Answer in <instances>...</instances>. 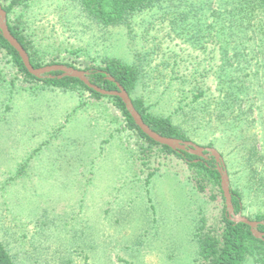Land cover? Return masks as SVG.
Here are the masks:
<instances>
[{
	"label": "rangeland",
	"instance_id": "1",
	"mask_svg": "<svg viewBox=\"0 0 264 264\" xmlns=\"http://www.w3.org/2000/svg\"><path fill=\"white\" fill-rule=\"evenodd\" d=\"M220 2L163 0L106 24L82 0H22L7 21L40 67H134L131 97L187 141L216 148L255 220L264 213V13L221 41ZM225 207L221 183L129 128L113 98L30 78L0 47V242L16 264H208L199 227L220 237Z\"/></svg>",
	"mask_w": 264,
	"mask_h": 264
},
{
	"label": "trees",
	"instance_id": "2",
	"mask_svg": "<svg viewBox=\"0 0 264 264\" xmlns=\"http://www.w3.org/2000/svg\"><path fill=\"white\" fill-rule=\"evenodd\" d=\"M22 0H11L9 5H2L8 14L12 8ZM87 10L96 18L106 24H116L123 20L124 16L130 12L143 10L153 6L154 4L163 0H82ZM183 3V0H179V3L174 4L175 8H178ZM231 3V4H230ZM229 8V9H228ZM201 9V6H200ZM256 11L264 13V0H221L219 8L212 14L214 16V22L219 29V39L223 41L224 36L230 31L229 35L234 36L246 29V19L254 16ZM175 12L176 9H175ZM184 17L189 18L190 13L186 12L181 15L182 20ZM180 15H175L174 21L180 20ZM8 26L12 34L18 39V41L28 51L32 64L35 67L40 65L35 64L31 58L29 47L26 43L24 36L9 22ZM238 29V31L236 30ZM262 38V46L264 47V25L259 28ZM201 31V29H199ZM238 35V34H237ZM200 40V39H199ZM0 47H2L14 61L18 70L24 73L26 76L34 79H40L31 74L25 67V64L19 54V52L9 43V41L3 36L0 29ZM227 52L226 48H223ZM243 53L238 51L237 55L242 56ZM105 66H93L87 68L89 72L88 77L92 84L97 85L106 90H117V83L121 84L131 95V92L135 88L138 80V74L134 67L125 64L115 59H104ZM70 66V65H68ZM53 77L46 76L41 78L44 82L54 87H62L65 89L71 88L72 83H78L87 89L91 96L96 99H100L104 95L92 87H89L83 81L74 77H62L60 71L52 72ZM113 78V80L110 79ZM114 99L116 106L124 114L129 128L136 129L143 137L152 143L160 144L145 134L142 129L136 124L134 118L126 107V104L119 96H109ZM136 109L142 115L144 121L156 132L163 136L175 137L183 140H187L185 135L180 132L167 117H155L148 112V108L145 106L141 99L132 98ZM168 152L175 153L177 156L184 158L190 165L203 169L218 183H221V176L219 171L214 165V161L201 160L198 156L189 152H179L173 150L167 145H162ZM197 160V161H196ZM209 172V173H208ZM232 203L236 213H242L244 210L243 200L241 193L231 188ZM226 215L224 217L225 227L223 228L222 235L217 237L215 235L207 234L201 235L203 226L199 227L198 239L201 245V255L208 264H243L248 255L256 256L258 264H264V240L256 238L251 227L245 223H236L230 218L225 207ZM259 222L258 229L264 231V213L257 215L255 218ZM258 256V258H257ZM14 257L7 250L3 243L0 242V264H16Z\"/></svg>",
	"mask_w": 264,
	"mask_h": 264
},
{
	"label": "water",
	"instance_id": "3",
	"mask_svg": "<svg viewBox=\"0 0 264 264\" xmlns=\"http://www.w3.org/2000/svg\"><path fill=\"white\" fill-rule=\"evenodd\" d=\"M0 29L2 31L3 36L9 41V43L19 52L25 67L28 71L36 76L37 78H44L46 76L53 77L52 72L60 71V78L62 77H74L78 78L87 84L89 87L94 88L98 92L109 95V96H119L124 103L126 104L127 109L131 113L134 118L136 124L142 129V131L147 134L154 141L160 143L161 145H167L173 150L182 151L186 150L193 155L204 156L205 152H208L209 155L213 156L216 161V168L221 176V186L225 197L226 210L230 215V218L236 223H245L251 227V231L256 238L264 240V232L258 229L259 222L256 220H251L248 217L244 216L242 213H236L234 205L232 203V193L230 180L227 170L225 169L224 161L222 154L214 147H204L198 144H195L192 141H187L175 137H167L159 134L154 131L143 119L140 112L136 109L131 95L128 91L119 83L117 90H106L97 85L91 83L87 70L78 69L72 66H68L66 64H49L41 67H35L30 59L28 51L24 48V46L18 41V39L12 34L7 21V12L3 8L0 3ZM113 80L112 77H110Z\"/></svg>",
	"mask_w": 264,
	"mask_h": 264
},
{
	"label": "flooded vegetation",
	"instance_id": "4",
	"mask_svg": "<svg viewBox=\"0 0 264 264\" xmlns=\"http://www.w3.org/2000/svg\"><path fill=\"white\" fill-rule=\"evenodd\" d=\"M179 152H188V151H186V150H182V151H179ZM205 155H207V156H206V157H204V156H199V155H196V156H198L201 160H207V161H210V162H213V161H214V165H215V167H216V161H215L214 157L211 156V155H209L208 152H205ZM258 226H259V225H258ZM262 232H264V231H262Z\"/></svg>",
	"mask_w": 264,
	"mask_h": 264
}]
</instances>
